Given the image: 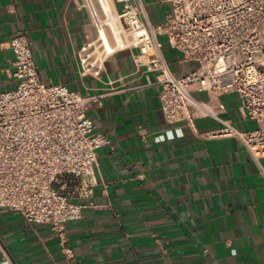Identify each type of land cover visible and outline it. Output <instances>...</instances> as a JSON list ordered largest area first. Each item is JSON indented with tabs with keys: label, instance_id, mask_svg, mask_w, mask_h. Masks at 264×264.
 Returning a JSON list of instances; mask_svg holds the SVG:
<instances>
[{
	"label": "crops",
	"instance_id": "1",
	"mask_svg": "<svg viewBox=\"0 0 264 264\" xmlns=\"http://www.w3.org/2000/svg\"><path fill=\"white\" fill-rule=\"evenodd\" d=\"M140 1L143 22L163 25L168 1ZM20 32L47 85L97 101L89 128L108 143L97 150L99 184L86 200L95 207L63 224L62 239L0 209V264H264V156L255 160L239 139L218 134L223 124L211 117L198 115L194 128L167 123L157 74L135 65L137 51L117 50L100 77L82 76L79 53L96 37L85 0H0V93L18 84L10 41ZM164 44L176 77L198 68ZM220 102L223 121L242 132L257 126L238 96Z\"/></svg>",
	"mask_w": 264,
	"mask_h": 264
},
{
	"label": "built area",
	"instance_id": "2",
	"mask_svg": "<svg viewBox=\"0 0 264 264\" xmlns=\"http://www.w3.org/2000/svg\"><path fill=\"white\" fill-rule=\"evenodd\" d=\"M98 1L97 7L85 0L96 37L79 53L82 76L100 77L104 60L117 50L137 51L135 65L157 74L167 123L194 128L198 115L211 117L223 124L218 134L239 139L255 160L264 156V0H167L171 10L160 26L143 22L140 0H110L108 12ZM115 3L122 4L121 12ZM102 33L114 47L111 53L100 41ZM161 36L198 68L176 77L163 56ZM10 47L16 55L11 77L18 84L0 93V209L49 225L62 239L63 224L95 207L86 200L99 184L97 150L108 141L89 128L94 98L47 85L25 33H17ZM228 94L239 97L244 117L256 129L242 132L219 118L220 99Z\"/></svg>",
	"mask_w": 264,
	"mask_h": 264
},
{
	"label": "bare ground",
	"instance_id": "3",
	"mask_svg": "<svg viewBox=\"0 0 264 264\" xmlns=\"http://www.w3.org/2000/svg\"><path fill=\"white\" fill-rule=\"evenodd\" d=\"M93 2H94V0H93ZM98 3H99V1H98ZM100 4L102 5V8L104 11L108 12L109 10H112V2L110 0H100ZM116 26L119 27V24L118 23H115V24L112 23V27L114 29H116ZM142 30H143V28H142ZM100 41L103 42L102 45H103V47H105V49H106L105 51H108L109 53H111L113 51L114 47H113V45H112V43H111V41H110V39L106 33L101 34Z\"/></svg>",
	"mask_w": 264,
	"mask_h": 264
},
{
	"label": "rangeland",
	"instance_id": "4",
	"mask_svg": "<svg viewBox=\"0 0 264 264\" xmlns=\"http://www.w3.org/2000/svg\"><path fill=\"white\" fill-rule=\"evenodd\" d=\"M118 8L120 9V10H122V4H118ZM160 40L163 42V44L166 42V37H160ZM164 49H165V44H164V48H163V51H164ZM163 54H164V52H163ZM257 128V126L254 128V129H256Z\"/></svg>",
	"mask_w": 264,
	"mask_h": 264
}]
</instances>
